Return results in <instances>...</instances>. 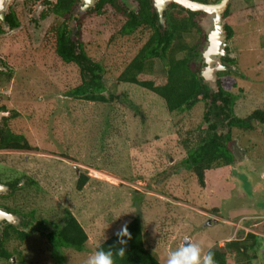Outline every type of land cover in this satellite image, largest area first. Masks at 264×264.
Here are the masks:
<instances>
[{"label": "rangeland", "instance_id": "rangeland-1", "mask_svg": "<svg viewBox=\"0 0 264 264\" xmlns=\"http://www.w3.org/2000/svg\"><path fill=\"white\" fill-rule=\"evenodd\" d=\"M121 1L130 10L136 9L133 0ZM231 5L229 17L223 21L234 31L227 41V56L235 63L224 65L221 82L237 97L235 115L245 118L264 107V0H234ZM106 10L103 15H86L75 9L74 15L66 18L73 41H79V32L89 58L105 69L106 94L124 93L147 121L141 127L130 108L114 110L110 105L99 107L67 97L65 93L81 84L80 71L57 57L54 45L45 46L50 48L41 63L31 61L27 50L24 55H15L17 59L11 61L14 79L4 94L9 96L8 108L18 115H5H9L8 127L24 135L36 150L0 151V179L14 182L21 178L24 185L27 177H35L39 188H33L35 194L22 191L23 210L28 211V201L36 197L38 217L34 221L43 224L49 220L45 225L51 229L60 228L70 212L88 234L89 242L81 253L56 250L43 234L46 226L42 232L34 229V224L24 230L30 238L25 242L13 239L5 248L19 249L24 264H85L122 225L141 216L146 247L162 264H167L168 254L182 246L185 238L207 252L228 238L232 241L257 232L258 260L264 264V125H256L252 132H236L228 144L234 164L212 170L206 187H199L196 177L182 165L187 154L176 132L200 125L207 128V103L200 101L191 111L170 115L159 97L134 85H118L123 66L135 57L149 32L112 41L114 28L121 27L126 17L114 8ZM196 19L203 41L194 31L193 41L187 39V43L196 44L202 52L212 26L206 14ZM61 21L49 18L38 35L29 33L27 41L35 42L37 48L45 32ZM48 38L52 40L49 32L42 50ZM202 61L198 53L193 67L201 71ZM163 73L157 59L154 76L162 77ZM1 116L0 124L6 126ZM210 118L218 120L214 114ZM64 153L69 159L62 157ZM82 172H87L90 181L79 192L77 181ZM0 264L11 263L1 259Z\"/></svg>", "mask_w": 264, "mask_h": 264}, {"label": "trees", "instance_id": "trees-1", "mask_svg": "<svg viewBox=\"0 0 264 264\" xmlns=\"http://www.w3.org/2000/svg\"><path fill=\"white\" fill-rule=\"evenodd\" d=\"M79 1L59 0L56 4V16L58 15L61 19L66 18V15L73 10ZM107 4H112L115 9L123 11L124 15L127 16L121 27L118 28L116 25L117 28H114L112 41L120 37L133 39L137 33L146 35L149 32V38L140 46L135 57L123 66L122 72L116 80L118 85H134L159 97L170 115L191 111L200 101L207 103L208 111L205 115L206 123H209L207 128L200 125L195 129L184 132L179 129L176 132L179 138L178 143L187 154L182 165L187 172L196 177L198 186L205 188L209 172L234 164V155L228 144L233 141L236 132H252L256 129V125H264V107L253 111L245 118L237 117L235 115L237 97L224 89L221 79L217 82V90H212L201 77L200 71L193 67V60L198 57L199 52L196 48L197 45L187 43V39L193 41L191 36L198 28L194 18L198 13L174 5L171 10L164 13L165 23L163 25L160 23L157 11L151 13L153 9L152 0H141L138 11L128 8L122 9L115 0H96V5L91 11L100 14ZM50 33L52 40L48 38L45 42L43 54L41 57L38 55L37 62L41 63L44 60L46 49L50 48L49 46L45 49V46L52 44L57 57L65 64L74 65L79 69L81 84L65 93L67 97L90 102L99 107L110 105V107H115L114 110L116 108L121 110L122 108H130L135 110L133 118H137L140 126L143 127L147 121L146 115L134 107L124 93L106 94L105 69L100 63L89 58L81 40V34L78 32L79 41L77 43L71 38L69 39L71 30L65 20L61 21L58 26L55 25ZM227 34L228 39L233 37L234 32L231 27H227ZM157 59L163 65L162 77L154 76ZM223 61L235 63L234 59L231 60L228 57L224 58ZM201 64L203 65L202 62ZM219 112L224 116L225 121L228 120L225 126L219 125L216 121L212 122L210 118L212 114L219 117ZM17 115L18 113L15 111L14 116ZM4 121L7 123L6 126L0 124V150H36V147L31 145L24 135L17 134L8 127L9 118L4 119ZM223 126L227 127V132L220 131L224 128ZM62 157L69 159L66 153L62 154ZM20 180L21 178L14 180V182L4 183L9 186L10 190L7 194H0V208L35 220L38 217L34 210L36 197L28 201V205H30L28 211H22L24 207L23 204H20V200L24 189L28 195L30 192L35 194L33 188L38 187V183L35 177L29 176L25 188H21L19 187ZM89 181L90 176L87 172L80 173L77 190L83 191ZM160 194L165 196L168 193L164 194L161 191ZM47 223L49 220H45L43 224ZM128 230L132 238L128 240L126 256L123 259L117 258L116 264H162L146 247L145 220L141 216H136L128 224ZM43 234L49 240L51 247L56 250L67 248L81 253L89 242L88 234L78 219L70 212L65 214L60 228H55L49 234ZM30 237L29 233L9 226L2 231L0 230V248L2 250L0 259L7 260L11 257L12 254L5 248L10 241L14 239L24 242ZM125 239L127 238L125 237ZM257 239L258 236L248 233L245 237L236 238L225 243L223 247L218 246L211 250L215 252L217 264H259L257 261L260 263L262 261L258 260L260 247ZM113 245L119 246L115 234L100 244L95 252L101 247L107 249ZM15 251L19 252L18 257L21 259L22 252L19 249H15ZM14 254L17 253L14 252Z\"/></svg>", "mask_w": 264, "mask_h": 264}, {"label": "flooded vegetation", "instance_id": "flooded-vegetation-1", "mask_svg": "<svg viewBox=\"0 0 264 264\" xmlns=\"http://www.w3.org/2000/svg\"><path fill=\"white\" fill-rule=\"evenodd\" d=\"M118 4L119 7H121L122 9H126V8H130V6H127L123 4V2L121 0H115ZM141 0H133L134 7L136 8L135 11H138L141 4H140ZM192 1H196L199 3H203V4H216L217 2H219L220 0H192ZM234 0H230V2L227 5V8L225 10V12L223 13V20H225V18H228L229 13H230V9L232 8L231 3ZM244 3L246 2H251L252 0H242ZM59 0H0V114H2L1 116V120L3 121L6 118H9V115H5V114H10V117L14 116V112L12 110H10L8 108V100H9V96L4 94V91L9 87L8 85L11 84V82L14 79V70H13V65L11 61H14L15 59H17V57L15 58V55H24V53L27 51L30 52L31 55V61H36L37 62V56L40 54H43V50L41 49V44L44 42V38L46 37V35L48 34V32L50 33V30L53 29V27L58 26V24H60L61 22H58L57 24H55L54 26L50 27L44 34L43 39L41 40V44L35 48V42H29L27 41L29 33L32 31L34 34L38 35L41 30L44 27L45 22L52 17V19L54 18V21H58L61 18L56 14H55V10L57 8ZM56 5V6H55ZM96 5V0L93 6L89 7L88 9L84 10V3L83 0H80L79 3L73 8V10L66 15V18L68 17L69 19L72 17V15H74L75 9H80L81 12H83L84 14H92L95 12H92L91 9L93 7H95ZM174 5H177L173 2H170L167 7L166 10L164 11V13L167 10H171L172 7ZM152 6L153 9L151 10V13H154L155 10L158 13V10L155 6V0H152ZM179 6V5H178ZM107 7H111L114 8V10L116 12H119L120 14H123V11H119L117 9H115V7L112 4H107L106 7L101 10V13L98 14L96 12V15H103L105 12L107 13L108 11L106 10ZM198 13L195 18H194V22L197 21L196 17L199 14H205L202 12H195ZM159 15V14H158ZM127 19V16L124 15ZM64 18L63 21L65 20V22L68 24V20ZM126 21V20H125ZM69 25V24H68ZM70 27V26H69ZM227 27H230V24L228 23H224L223 25V29H224V34L226 36L227 41L230 40L228 39V34H227ZM233 30V28H232ZM196 32L200 34L199 39L200 41H203V34L201 31L200 26L198 25V28L196 29ZM234 32V31H233ZM74 34L71 32V36L69 37V39L71 38L73 40V36ZM207 40V36L206 39L204 40V42ZM203 42V43H204ZM18 50V53H13L15 50ZM199 53H200V57L203 60L202 56H201V52L199 50V48L197 47ZM226 51L228 52L229 49L228 47H226ZM28 55V54H27ZM27 55H25V57L27 58ZM228 59L233 60L232 58ZM226 57H222V63L224 65H228V66H232L234 64H232L231 62H227V61H223L224 58ZM203 66H205L204 62L202 61ZM201 74V71H200ZM221 74V75H220ZM222 74H224V72H220L218 75V80L221 79ZM5 122V121H3ZM217 123H219V125H224L227 124L228 120L225 121L224 120V116L219 112V117L218 120L216 121ZM212 123V122H211ZM223 126V127H224ZM225 129H227V127H224L223 129H220L221 132H225ZM0 151H4V150H0ZM11 151H18V150H11ZM1 181V179H0ZM22 182V180L20 181V183ZM27 182V181H26ZM7 183L6 181H2V183L0 182V184L6 186L8 189L6 190L5 193L3 194H7L10 190L9 186L4 184ZM26 184V183H25ZM25 184L22 185V183L20 185H22L23 187H25ZM22 205V204H21ZM3 209V208H0ZM6 210V209H4ZM8 211V210H6ZM23 211V209H22ZM9 212V211H8ZM13 215H15L17 217V219L20 221V223L18 224L19 228H17L16 226H13L11 224H9L7 221H3L0 223V230H4L7 226L9 227H13L17 230H21L23 232L27 231L29 229V227L31 225H34V229H40L42 232L44 231V226H46L45 224H42L41 222H35L34 220H30L27 217H23V215H19V214H15L12 212H9ZM25 213V212H24ZM42 227V228H40ZM47 232H44L45 234H49L51 231H54V229H51L49 225L46 226ZM25 230V231H24ZM25 242V241H24ZM6 250L9 251V248H6ZM1 248H0V252H1ZM14 252H16L17 254H14ZM9 253H11V257L9 259H7L6 261H9L11 264H24L23 262V258L18 257V253L15 250L9 251ZM15 259V262H13V260ZM1 260V259H0ZM5 260V259H4Z\"/></svg>", "mask_w": 264, "mask_h": 264}, {"label": "water", "instance_id": "water-1", "mask_svg": "<svg viewBox=\"0 0 264 264\" xmlns=\"http://www.w3.org/2000/svg\"><path fill=\"white\" fill-rule=\"evenodd\" d=\"M173 2L192 12L205 13L210 18L212 28L207 32V45L201 52L205 66L201 70V77L212 88L217 90L218 75L226 68L222 63V57L227 56V39L224 34L223 13L225 12L230 0H220L216 4H203L192 0H155V6L158 10L160 23H164V11L167 5ZM86 10L93 6L95 0H83ZM8 188L0 184V194L6 192ZM7 221L13 226H19L20 221L17 217L4 209H0V223ZM19 228V227H17ZM20 229V228H19ZM15 262V259L13 260Z\"/></svg>", "mask_w": 264, "mask_h": 264}, {"label": "clouds", "instance_id": "clouds-1", "mask_svg": "<svg viewBox=\"0 0 264 264\" xmlns=\"http://www.w3.org/2000/svg\"><path fill=\"white\" fill-rule=\"evenodd\" d=\"M115 235L118 247L116 245L107 249L101 247L87 258L85 264H116L117 258L123 259L126 256L128 240L132 238L128 225L126 223L122 225ZM167 264H217V262L215 252L211 248L204 252L200 244L192 243L190 239L185 238L182 246L168 254Z\"/></svg>", "mask_w": 264, "mask_h": 264}, {"label": "crops", "instance_id": "crops-1", "mask_svg": "<svg viewBox=\"0 0 264 264\" xmlns=\"http://www.w3.org/2000/svg\"><path fill=\"white\" fill-rule=\"evenodd\" d=\"M263 176V175H262ZM264 177V176H263ZM207 214H210V212H206ZM217 213V212H216ZM252 234H255L256 236H258L257 234H258V232L257 233H252ZM261 235H263L262 233H260ZM229 239V238H228ZM228 239H226L224 242H220L219 244H221L219 247H223L224 245H225V243H227V242H230V241H228Z\"/></svg>", "mask_w": 264, "mask_h": 264}]
</instances>
